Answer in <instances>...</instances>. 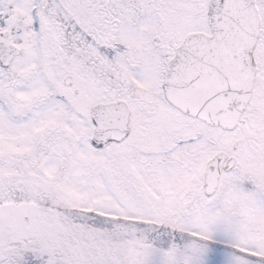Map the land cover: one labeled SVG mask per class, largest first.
<instances>
[{"label": "snow or ice", "instance_id": "obj_1", "mask_svg": "<svg viewBox=\"0 0 264 264\" xmlns=\"http://www.w3.org/2000/svg\"><path fill=\"white\" fill-rule=\"evenodd\" d=\"M0 264H264V0H0Z\"/></svg>", "mask_w": 264, "mask_h": 264}]
</instances>
